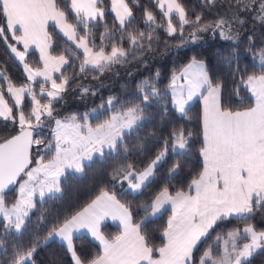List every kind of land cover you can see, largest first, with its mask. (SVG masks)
I'll return each instance as SVG.
<instances>
[{"label":"snow or ice","instance_id":"obj_1","mask_svg":"<svg viewBox=\"0 0 264 264\" xmlns=\"http://www.w3.org/2000/svg\"><path fill=\"white\" fill-rule=\"evenodd\" d=\"M207 3L215 4L216 0H207ZM155 4L167 21L165 31L168 35L176 33L174 19L178 18L181 33L185 25L193 26L189 33L193 42L199 39L198 33L211 30L218 32L221 39L235 44L240 31L234 25L242 27L245 23L240 17L241 12L254 10L253 19L264 22V0H234L229 8L234 7L236 11L209 23H201V15L190 19L180 0H155ZM111 12L115 17L112 31L104 24L102 42L96 45L92 29L105 20L106 9L102 0H70V3L66 0H0V18L5 25L0 26V38L23 65L27 77V82L17 86L0 73V77L7 81V94L14 102L10 104L0 89V118L19 126L16 135L0 142V224L6 231L14 230L22 237L30 212L36 207L34 197L38 196L41 203L46 197L57 198L61 193V178L70 171L82 172L83 162L93 160L94 154L103 157L105 150L107 155H118L121 149L127 152L125 141L144 127L143 113L147 106L154 100L166 98V93L158 89L155 81L146 79L137 86L142 94V99L139 94L136 96L139 103L135 100L117 102V98L109 97L106 106L102 104L99 109H93L91 115L96 119L107 113V117L95 127L88 123L90 114L87 112L80 117L76 114L63 118L54 116V102L62 99L70 83V77L62 72L70 61L65 54L53 56L50 53L53 46V36L48 31L50 21L67 41L75 45V49L82 50L80 73L98 71L102 74L112 65L125 63L129 51L143 52L145 44L150 48L155 29L161 27L153 12L145 10V25L149 31L146 34L133 29L135 18L126 0H111ZM117 32L119 40L116 39ZM8 34L15 43H8ZM125 34L128 50L121 43ZM109 38L112 39L110 52L103 43ZM248 39L251 45L253 37ZM33 45L39 51L42 69L32 68L26 61V54ZM255 55L259 64L253 67L260 74L255 71L247 75L240 73L238 66L234 70L240 75V83L255 98V105L244 110L233 111L224 107L222 84L212 81L202 61L193 59L179 74L173 73L171 77L168 88L178 113L186 115V106L196 96L203 102L199 149L203 166L191 179L188 191L173 193L166 183L150 204L142 206L147 215L139 223H134L129 206L118 200L115 193L101 190L81 210L54 224L45 239L58 237L65 242L73 264H196L194 251L218 222L232 217L251 220L256 209L264 208V47ZM236 57L233 49L226 59L232 63ZM73 59H79L75 52ZM57 72L61 75L54 78L53 73ZM37 77L42 78L39 93L33 87ZM181 79L183 83H178ZM81 91L85 94L90 90L81 86ZM26 97L31 105L27 113L23 108ZM45 117L54 121L50 137L43 132L47 126ZM191 136V132L186 133L182 128L173 129L146 166L138 169L128 163L116 169L113 179L119 177L121 181H127L131 194L142 193L155 179L169 150L181 158L187 153ZM33 146L38 153L35 160ZM145 147L139 145L141 151ZM179 172L180 164L173 163L168 170L169 180ZM16 184L19 185L17 196L8 204L6 191ZM166 206H170L171 215L163 230L162 246L155 247L143 228L162 211H167ZM108 217L118 220L121 226L120 233L112 239L100 231L101 222ZM81 229H86L99 241L100 254L92 258L78 255L73 240L74 234ZM240 240L247 242L241 246ZM3 245L4 240L0 239V248ZM213 245H217L215 250ZM37 247L35 239L28 244L22 241L14 244L9 264H31ZM260 251H264V230L257 231L254 224L248 223L242 230L233 229L226 236L218 235L203 251L199 264H250Z\"/></svg>","mask_w":264,"mask_h":264},{"label":"trees","instance_id":"obj_2","mask_svg":"<svg viewBox=\"0 0 264 264\" xmlns=\"http://www.w3.org/2000/svg\"><path fill=\"white\" fill-rule=\"evenodd\" d=\"M70 3V0H66ZM133 10L134 21L132 28L136 31H149L145 25V10L152 11L156 23L161 25L155 29V38L149 48L145 44V50L129 51L125 63L112 65L102 74L98 71L79 72V65L83 59L81 51L63 37L54 27L48 25L49 34L53 36V46L49 49L52 55L65 54L69 58V65L62 68L64 75L70 77V83L67 90L62 94V99L54 102V116L65 117L76 114L80 117L90 110L99 109L102 104L106 106L109 97L117 98V102L136 100L139 94L138 85L144 80L155 81L156 86L161 92L166 93V98L152 101L145 109L144 127L138 132L133 133L125 141L127 152L121 149L118 155H107L103 157L96 156L93 160L86 162L83 171L78 174L68 173L61 178V193L57 198H45L43 203L40 199H34L36 207L30 212L26 221V228L22 237L16 234L14 230L6 231L0 224V239L4 240V245L0 248V264H9L13 245L21 241L28 244L30 240L35 239L38 247L34 253L31 264H73L70 253L66 246L54 239L46 240L48 232L54 224L63 221L65 218L75 214L90 202L101 190L115 193L116 197L129 206L133 214V222L139 223L145 216L142 206L150 204L157 192L167 185L171 192L177 190H186L191 179L198 175L202 170V159L199 149L202 144V119L199 99H195L186 107V115L178 113L172 105L168 85L173 73L180 70L190 60L202 61L214 83L222 84V103L224 107L231 110L248 108L253 104V97L240 83L239 73L234 70L239 67L240 73L253 74L254 65L258 67L259 49L264 47V22L254 20L255 11L241 12L240 17L245 20L244 25H234L239 28L240 36L235 44L232 41L223 40L219 33H213L211 30L198 33L199 39L195 42L191 40L189 33L193 30L192 25H185L183 33L178 26V18L174 19L177 31L169 36L165 31L167 21L162 18V13L156 7L155 0H126ZM185 7L190 19L194 20L197 15L202 16L201 23H209L220 16H224L230 11L236 9L229 8L234 4V0H216L215 4H208L207 0H180ZM102 6L106 9L105 20L100 26L92 29V35L96 45L101 44V34L105 32L104 24L108 30L112 31L114 23V13L111 12V0H102ZM70 12V9H69ZM70 15H74L71 14ZM69 22H72L71 20ZM0 26H5L0 18ZM82 34V32H81ZM119 32L116 33V39L119 40ZM249 36L253 37L251 45ZM8 43H15L8 34ZM103 43L107 46L106 51L111 50L112 39H105ZM122 46L128 50L129 43L127 35L121 42ZM19 47V46H18ZM235 49L237 57L234 62L229 63L227 57H230L232 50ZM96 50H99L98 48ZM75 52L79 59H73ZM26 61L31 67L37 68L40 65L39 57L34 49H29L26 54ZM0 73L7 77L15 85L19 86L27 82L22 65L11 53L3 38H0ZM159 73V76H157ZM255 74H260L255 71ZM57 73L54 78L60 77ZM0 77V89H2L5 98L10 104H14L7 94V81ZM246 78V76H245ZM42 79L37 78L33 82V87L39 93V84ZM59 82V80H58ZM81 86L88 88V93L82 94ZM50 87V86H49ZM239 88V91H237ZM95 93V94H93ZM140 99H142V94ZM45 98H42L44 102ZM30 101L26 97L23 102L24 111H30ZM15 111V109H14ZM107 117V113L100 116L99 119L90 117V123L97 124ZM45 119V118H44ZM43 132L46 137L50 136L52 120H45ZM184 129L185 132H191L190 147L187 153L181 158L174 156L169 150L166 161L159 167L155 179L143 190L142 193L131 194L125 188V182L119 177L113 179L116 169L133 164L138 169H142L163 147V140L173 129ZM19 130L18 123L14 124L11 120L4 121L0 118V141L16 133ZM158 141V142H153ZM140 144H144L145 150L141 151ZM34 148V147H33ZM126 157V158H125ZM180 164V172L174 178H168V170L173 163ZM12 194L6 197L8 204L12 203L16 197L15 187L7 192ZM168 210L162 211L152 221L146 224L143 231L150 236L151 244L155 247L162 246L164 241L163 230L167 223ZM254 224L257 231L264 230V208L256 209L251 220H238L235 217L229 220L218 222L214 229L210 230L207 239L198 245L194 251V260L198 263L203 251L209 244H213L218 235L226 236L233 229H242L246 224ZM107 238H112L119 232L116 225L104 223L100 227ZM246 240H240L241 245ZM73 244L78 255L85 258H92L100 253L99 246L83 233L74 235ZM217 245H213L215 250ZM7 253V254H6ZM250 264H264V251H260L251 259Z\"/></svg>","mask_w":264,"mask_h":264},{"label":"crops","instance_id":"obj_3","mask_svg":"<svg viewBox=\"0 0 264 264\" xmlns=\"http://www.w3.org/2000/svg\"><path fill=\"white\" fill-rule=\"evenodd\" d=\"M49 24H52V25H54L53 24V22H49ZM54 27H55V25H54ZM56 28V27H55ZM57 29V28H56ZM58 30V29H57ZM59 31V30H58ZM65 38V37H64ZM70 42V41H69ZM71 43V42H70ZM19 49L20 50H23V46L22 45H19ZM30 49H34L35 51H36V53H37V55H38V57H39V60H40V54H39V51L35 48V46L33 45V46H31L30 47ZM81 52H82V50H80ZM83 54V53H82ZM14 55V54H13ZM53 56H57V55H53ZM193 60H190L189 62H187L176 74H179L188 64H190L191 62H192ZM197 61H199V60H197ZM22 67H23V65H22ZM32 68H35V67H32ZM37 68H43V62L40 60V65L37 67ZM58 73V72H57ZM57 73H53V75H55V74H57ZM37 78H39V79H42V78H40V77H37ZM180 83H183V80L181 79L180 81H179ZM168 90H169V93H170V97H171V101H172V96H171V91H170V89L168 88ZM195 99H199V102H200V110H201V119L203 118V102H202V99H201V97H199V96H196V97H194L193 98V100L192 101H194ZM192 101H190L189 102V104L192 102ZM173 104V103H172ZM188 104V105H189ZM187 105V106H188ZM255 105V98L253 97V104L250 106V107H252V106H254ZM174 106V105H173ZM186 106V107H187ZM175 107V106H174ZM244 109H246V108H244ZM244 109H239V110H244ZM233 111H235V110H233ZM201 159H202V157H201ZM202 166H203V161H202ZM128 189V188H127ZM189 189L187 188L186 190H184V191H188ZM111 193V192H110ZM174 193V192H173ZM99 194V193H98ZM97 194V195H98ZM96 195V196H97ZM95 196V197H96ZM94 197V198H95ZM93 198V199H94ZM92 199V200H93ZM118 199V198H117ZM119 200V199H118ZM91 202V201H90ZM90 202H88V203H90ZM87 203V204H88ZM86 204V205H87ZM85 205V206H86ZM166 208L168 209V216H167V220H168V217L171 215V211H170V206H166ZM82 209V208H81ZM80 209V210H81ZM148 212L150 213L151 212V209L149 208L148 209ZM145 215H147V213L145 214ZM104 223H110V224H113V225H116L118 228H119V232L116 234V235H118L119 233H120V231H121V226L119 225V221L118 220H112L110 217H108V218H105L102 222H101V225L102 224H104ZM167 224V223H166ZM100 231H101V229H100ZM79 233H83V234H85L86 236H88L92 241H94L98 246H99V248H100V253H101V251H102V248H101V245L99 244V241H97V240H95L92 236H91V234L89 233V232H87V230L86 229H81L80 230V232ZM101 233L104 235V233L101 231ZM75 234H78V233H75ZM74 234V235H75ZM116 235H114L113 237H115ZM105 236V235H104ZM106 237V236H105ZM112 237V238H113ZM107 238V237H106ZM112 238H110V239H112ZM54 239H56V240H58V241H60V242H62L65 246H66V243L65 242H63V241H61L58 237H54ZM109 239V238H108ZM66 248H67V246H66ZM99 253V254H100ZM71 255V254H70ZM197 264H199V261H198V263Z\"/></svg>","mask_w":264,"mask_h":264},{"label":"rangeland","instance_id":"obj_4","mask_svg":"<svg viewBox=\"0 0 264 264\" xmlns=\"http://www.w3.org/2000/svg\"><path fill=\"white\" fill-rule=\"evenodd\" d=\"M72 44V43H71ZM74 47H75V45L74 44H72ZM80 51V50H79ZM110 52V51H109ZM82 53V52H81ZM183 67V66H182ZM181 67V68H182ZM180 68V69H181ZM177 73V72H176ZM178 83H180V82H178ZM173 105V104H172ZM239 110V109H238ZM89 114H90V117H91V113H92V110H90L89 112H88ZM85 114V113H84ZM84 114H82L81 116H83ZM56 118H63V117H56ZM45 120H47V118L45 117ZM103 121V120H102ZM101 121V122H102ZM101 122H99V123H101ZM88 123L90 124V125H92L93 127H95L97 124H92V123H90V119H89V121H88ZM52 127H54V121H52V125H51ZM50 137V136H49ZM34 148H33V152H32V155H33V160H35L36 159V157L38 156V153H37V151H36V146H33ZM105 151H107V150H105ZM96 156H99V154H94V157H96ZM86 162H89V161H84L83 162V164H85ZM34 166V165H33ZM69 173H74V174H78V173H75L74 171H70ZM81 173V172H80ZM63 178V177H62ZM18 187H19V185L18 184H16L15 185V192H16V196H17V190H18ZM125 188L127 189L128 187H127V181L125 182ZM11 195L12 194H8L7 192H6V197H11ZM39 199V197L38 196H36V197H34V199ZM11 204V203H10ZM245 227V226H244ZM243 227V228H244ZM242 228V229H243ZM241 229V230H242ZM247 241H245V242H242V244L243 243H246ZM242 244H241V246H242Z\"/></svg>","mask_w":264,"mask_h":264},{"label":"water","instance_id":"obj_5","mask_svg":"<svg viewBox=\"0 0 264 264\" xmlns=\"http://www.w3.org/2000/svg\"><path fill=\"white\" fill-rule=\"evenodd\" d=\"M18 132V131H17ZM17 132L16 133H14V134H12V135H10L9 137H7V138H10L11 136H13V135H16L17 134ZM7 138H5V139H7ZM3 141V140H2ZM2 141H0V142H2ZM15 187V185H13V186H10V190H12L13 188ZM10 190H7L6 192H8V191H10Z\"/></svg>","mask_w":264,"mask_h":264}]
</instances>
